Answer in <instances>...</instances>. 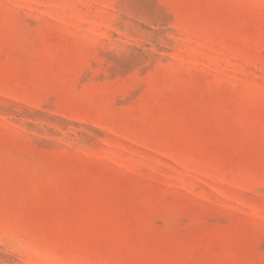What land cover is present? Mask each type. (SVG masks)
Wrapping results in <instances>:
<instances>
[{
	"label": "rangeland",
	"instance_id": "374dc122",
	"mask_svg": "<svg viewBox=\"0 0 264 264\" xmlns=\"http://www.w3.org/2000/svg\"><path fill=\"white\" fill-rule=\"evenodd\" d=\"M0 264H264V0H0Z\"/></svg>",
	"mask_w": 264,
	"mask_h": 264
}]
</instances>
